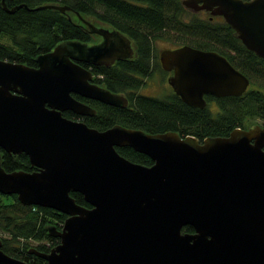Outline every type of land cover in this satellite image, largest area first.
<instances>
[{"label": "water", "instance_id": "95a60500", "mask_svg": "<svg viewBox=\"0 0 264 264\" xmlns=\"http://www.w3.org/2000/svg\"><path fill=\"white\" fill-rule=\"evenodd\" d=\"M193 12L223 18L241 43L264 58V0H181ZM70 12L85 32L101 37L57 43L35 58L36 67L0 59V147L24 153L34 171H6L0 163V194L23 206L66 215L48 252L28 250L46 264H264V127L235 128L228 136L200 141L168 131L149 134L113 125L105 130L62 115H94L72 93L114 107L126 98L91 84L79 62L109 65L130 57L131 40L97 27L68 5L33 8ZM113 37V39L111 38ZM134 49V48H133ZM171 71L168 83L180 100L203 108L204 96H240L248 78L216 51L184 44L160 52ZM148 156L144 166L115 147ZM78 192L89 205L75 202ZM193 232H182L183 226ZM0 264H29L4 253Z\"/></svg>", "mask_w": 264, "mask_h": 264}, {"label": "trees", "instance_id": "16d2710c", "mask_svg": "<svg viewBox=\"0 0 264 264\" xmlns=\"http://www.w3.org/2000/svg\"><path fill=\"white\" fill-rule=\"evenodd\" d=\"M8 8L25 4L28 8L53 3L68 5L83 17H90L126 35L132 42L134 55L127 62L111 68L93 70L99 81L112 93L127 97L126 108L95 105V117L84 120L89 127L105 130L113 125L140 129L149 134L168 131L196 137L228 136L235 128H247L249 120L259 119L264 127V58L256 56L237 38L235 31L220 16L206 17L201 12L186 9L181 0H4ZM70 12L52 9L3 10L0 4V35L10 38L12 45L0 43V59L34 67L35 58L50 51L57 43L67 40L85 41L87 33L76 26ZM161 39L173 48L180 45L216 51L243 73L249 85L240 96H205L206 105L195 108L183 103L170 92L163 98L137 93L144 78L153 69V42ZM211 103L215 108L209 107ZM68 117V114H65ZM256 124V123H254ZM124 158L144 166L151 159L130 147H115ZM1 166L6 171L22 169L31 171L26 157L5 156ZM79 205L89 207L78 192H70ZM13 204H0L1 249L4 253L29 264H46L40 257L29 253L33 248L48 252L59 238L48 235L47 227L60 229L66 215L50 208L23 206L15 195ZM1 203V201H0ZM33 208H35L33 210ZM192 227H182V232H192ZM36 241L29 246L28 240Z\"/></svg>", "mask_w": 264, "mask_h": 264}, {"label": "flooded vegetation", "instance_id": "af4514ba", "mask_svg": "<svg viewBox=\"0 0 264 264\" xmlns=\"http://www.w3.org/2000/svg\"><path fill=\"white\" fill-rule=\"evenodd\" d=\"M199 12H201V13H205V14H208V12H205V11H199ZM212 17V16H211ZM85 19L86 20H88V21H90V22H93L94 21V25L95 26H97V27H105V24H103V23H100V22H98V21H96V20H94V19H92V18H90V17H85ZM74 24L76 25V26H78L79 28H81L82 30H86V31H88V27H86V28H82V25H83V23L79 20V21H74ZM107 26V25H106ZM106 28V27H105ZM87 33V32H86ZM87 35H88V39L87 40H85L84 42H86V43H88V44H96V43H99L100 41H101V37L100 36H97V35H92V34H89V33H87ZM111 38L113 39V37L111 36ZM180 46H182V45H180ZM180 46H178V47H180ZM131 47H132V53H131V55H130V57H127V58H125V59H119V60H115L113 63H110L109 65H104V64H102V65H92V64H88V63H84V62H79V64L82 66V67H84V69H87L88 71H90V73L92 74V78H91V80H90V83L91 84H95V85H97V86H100V87H104V86H102V84L100 83V81H99V76H97L96 74H95V72L93 71V70H95V69H98V68H111V67H113V66H115L117 63H120V62H127L128 61V59H130L133 55H134V49H133V46L131 45ZM174 48H177V47H174ZM172 46H168V48H165V49H174ZM162 50H164V49H162ZM161 50V51H162ZM160 51V52H161ZM160 52H159V54H158V58L155 56L154 57V60H156V58H157V60H158V70H160L163 74H166L167 76H166V81H167V83H168V78L172 75V70L171 71H165V70H163L162 69V67H161V64H160V61H159V55H160ZM34 67H36V65L34 66ZM153 72V69L150 71V73L148 74V76L147 77H145V79H147L149 76H150V74ZM168 85H169V83H168ZM169 87H170V91H169V93L170 92H172V93H174L173 92V90H172V88H171V86L169 85ZM105 88V87H104ZM118 94H120V95H123V93L121 94V93H118ZM175 94V93H174ZM176 95V94H175ZM72 96L74 97V98H76L77 100H79L80 102H82V103H84V104H86V105H88V106H90L92 109H94L95 110V114L94 115H77V114H75V113H73V112H71V111H69V110H66V111H63L62 112V115L64 116V117H66L65 116V114L67 113L68 114V117H66V118H69V119H71V120H75V121H81V122H83V123H85L84 122V120H86V119H89V118H91V117H95L96 115H97V112H98V110L94 107L95 105H99V104H101V105H107V104H104V103H102V102H100V101H98V100H95V99H91V98H88V97H83V96H80V95H78V94H75V93H72ZM125 98H126V101H127V103H126V106L125 107H115V108H126L127 107V105H128V100H127V97L125 96V95H123ZM214 97V96H213ZM204 98H205V96H204ZM107 106H110V105H107ZM110 107H114V106H110ZM117 125V124H116ZM9 156L10 158L12 157H14V158H17V157H21L22 155H23V157H26L27 158V160H28V157L24 154V153H17V154H13V153H8V152H6L4 149H2L1 147H0V163H1V161H3V159H4V157L5 156ZM28 162H29V160H28ZM30 168H31V171H34V170H36V168L35 167H31L30 166ZM33 207H35V206H33ZM193 232V231H192Z\"/></svg>", "mask_w": 264, "mask_h": 264}, {"label": "rangeland", "instance_id": "374dc122", "mask_svg": "<svg viewBox=\"0 0 264 264\" xmlns=\"http://www.w3.org/2000/svg\"><path fill=\"white\" fill-rule=\"evenodd\" d=\"M201 15L206 17L208 14L201 13ZM71 19L73 21H79L76 18V16H72ZM92 23H94V21ZM105 27H108V26L105 25ZM0 43H3L5 45H10V46L12 45L10 38L6 35H0ZM168 46H171V45L167 41H164L161 39L154 41L153 42L154 57L156 56L158 58L159 52L162 49L168 48ZM157 58H156V60L153 61V67H152L153 72L150 74V76L147 79L144 78L142 85L136 90V92L140 93L142 95L150 96V97L163 98L169 94L170 87L166 81L167 75L163 74L160 70H158L159 68L157 67L158 66ZM209 107L215 108L216 105L214 103H211L209 105ZM254 123H260V120L259 119L249 120L248 123H246V124H247V126H249V125L254 124ZM0 201H1L0 204H3V205L4 204L10 205V204H13V202H14V200L11 197H9V198L2 197ZM34 209L35 208H33V210ZM2 235L6 236V233H2L0 231V236H2ZM27 242L29 243V246H34L36 244V241H34L32 239L28 240Z\"/></svg>", "mask_w": 264, "mask_h": 264}]
</instances>
